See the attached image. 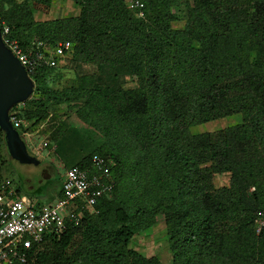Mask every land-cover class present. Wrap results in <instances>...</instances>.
I'll list each match as a JSON object with an SVG mask.
<instances>
[{
    "label": "trees",
    "instance_id": "1",
    "mask_svg": "<svg viewBox=\"0 0 264 264\" xmlns=\"http://www.w3.org/2000/svg\"><path fill=\"white\" fill-rule=\"evenodd\" d=\"M74 1L78 15L38 20L35 9L47 12L53 0H0L22 46L70 41L67 59L101 72L57 89L58 66H40L31 105L11 114L22 133L45 116L49 97L79 100L77 116L101 137L76 165L93 170L92 156H102L115 185L96 211L14 264H162L130 245L160 215L171 264H264V227H255L264 210V0H143V16L127 0ZM122 73L136 85L123 87ZM233 114L242 120L214 133L191 130ZM3 148L0 129V174ZM221 173L229 183L217 187Z\"/></svg>",
    "mask_w": 264,
    "mask_h": 264
},
{
    "label": "rangeland",
    "instance_id": "2",
    "mask_svg": "<svg viewBox=\"0 0 264 264\" xmlns=\"http://www.w3.org/2000/svg\"><path fill=\"white\" fill-rule=\"evenodd\" d=\"M80 7L74 0H53L51 8L45 12L35 9L38 20L57 17H69L79 14ZM185 18L180 14L173 25L182 28ZM71 58L63 59L54 71L55 79L50 82L52 88L62 89L76 86L82 75L98 76L101 72L90 62H76ZM103 73V72H102ZM110 71L104 73L109 78ZM119 81L125 88L136 85L128 73H122ZM32 100L22 103L21 107L31 105ZM21 104V103H20ZM79 100H58L49 97L45 116L37 123H24L27 132V148L31 155L38 158V163H22L9 155L3 148V175L13 181L21 196H26L35 205H44L53 201L59 193L64 169L75 166L82 156L91 153L99 143L101 134L81 120L76 113ZM242 120L240 114H233L191 128L192 132H216ZM62 133L61 142L57 144L54 136ZM25 139V137L22 135ZM26 140V139H25ZM29 141V142H28ZM31 143V144H30ZM57 145V146H56ZM33 146V149H32ZM228 173L216 174L214 183L217 187L227 185ZM130 245L145 255H155L162 264L172 263V252L166 235L164 217L160 215L154 226L146 231L137 232Z\"/></svg>",
    "mask_w": 264,
    "mask_h": 264
},
{
    "label": "built area",
    "instance_id": "3",
    "mask_svg": "<svg viewBox=\"0 0 264 264\" xmlns=\"http://www.w3.org/2000/svg\"><path fill=\"white\" fill-rule=\"evenodd\" d=\"M127 3L138 16L144 15L143 0H127ZM0 29L3 42L30 75L43 65L59 66L70 55L72 43L65 40L53 45L39 41L32 48L22 46L12 36L1 10ZM14 113L10 111L11 121L19 128L23 120ZM20 134L27 144V132ZM90 168L93 170L78 165L65 168L61 195L44 205H35L26 196H21L13 181L0 174V264L25 262L27 251L48 233L64 234L69 222L77 224L85 211H96L99 198L110 196L115 180L108 162L98 154L92 156ZM255 227L258 233L264 227V210L258 212Z\"/></svg>",
    "mask_w": 264,
    "mask_h": 264
},
{
    "label": "water",
    "instance_id": "4",
    "mask_svg": "<svg viewBox=\"0 0 264 264\" xmlns=\"http://www.w3.org/2000/svg\"><path fill=\"white\" fill-rule=\"evenodd\" d=\"M35 80L25 66L5 45L0 29V129L5 134L9 155L22 163H38L28 151L27 144L11 121V109L30 98Z\"/></svg>",
    "mask_w": 264,
    "mask_h": 264
},
{
    "label": "crops",
    "instance_id": "5",
    "mask_svg": "<svg viewBox=\"0 0 264 264\" xmlns=\"http://www.w3.org/2000/svg\"><path fill=\"white\" fill-rule=\"evenodd\" d=\"M62 177H63V175H62ZM62 181V180H61ZM61 186H62V182H61ZM61 186H60V190H61ZM60 190H59V192H60ZM59 196V193L56 195V197H58ZM55 197V198H56ZM52 202V201H51Z\"/></svg>",
    "mask_w": 264,
    "mask_h": 264
}]
</instances>
